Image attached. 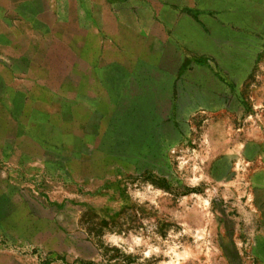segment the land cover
I'll return each instance as SVG.
<instances>
[{"label": "rangeland", "instance_id": "rangeland-1", "mask_svg": "<svg viewBox=\"0 0 264 264\" xmlns=\"http://www.w3.org/2000/svg\"><path fill=\"white\" fill-rule=\"evenodd\" d=\"M57 2L94 39L103 28L125 84L100 153L77 150L97 163L90 179L73 182L68 151L51 150L62 175L44 192H0V264H264V0ZM157 27L183 91L154 110Z\"/></svg>", "mask_w": 264, "mask_h": 264}, {"label": "crops", "instance_id": "crops-1", "mask_svg": "<svg viewBox=\"0 0 264 264\" xmlns=\"http://www.w3.org/2000/svg\"><path fill=\"white\" fill-rule=\"evenodd\" d=\"M57 1L0 0V181L9 183L0 185V192H44L39 182L44 186L46 178L54 181L62 175L60 163L45 159L51 150L58 156L59 150L68 151L64 173L73 182L90 179L89 166L97 163L77 150L89 147L100 153L108 118L115 114L117 86L125 84L127 68L118 59L109 61L103 28L101 40L94 39L70 2L62 7ZM165 31L157 27L148 32L151 72L144 91L154 110L162 108L158 101H171L183 91L180 82H171L163 63L168 56L164 48L170 45L163 39ZM115 68L122 71L117 77L112 76ZM121 93L125 95L124 89ZM98 164H104L101 158Z\"/></svg>", "mask_w": 264, "mask_h": 264}]
</instances>
